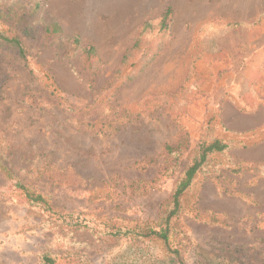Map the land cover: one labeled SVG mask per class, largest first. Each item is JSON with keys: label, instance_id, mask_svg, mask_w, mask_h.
Returning a JSON list of instances; mask_svg holds the SVG:
<instances>
[{"label": "rangeland", "instance_id": "obj_1", "mask_svg": "<svg viewBox=\"0 0 264 264\" xmlns=\"http://www.w3.org/2000/svg\"><path fill=\"white\" fill-rule=\"evenodd\" d=\"M20 1L0 23L25 49L0 42V156L50 208L0 170V264H264V0ZM214 138L230 146L181 194L168 243L115 234L158 225Z\"/></svg>", "mask_w": 264, "mask_h": 264}, {"label": "trees", "instance_id": "obj_2", "mask_svg": "<svg viewBox=\"0 0 264 264\" xmlns=\"http://www.w3.org/2000/svg\"><path fill=\"white\" fill-rule=\"evenodd\" d=\"M24 2L20 0H0V23L3 21L8 23H13L20 20L23 17L25 10L23 9ZM33 12V9L31 10ZM51 27V29H49ZM166 27V23L163 24V28ZM47 30L51 32H58L60 30L59 24L52 23L46 25ZM0 42L9 44L10 46L17 49L19 56L22 59H25V49L17 35H7L0 27ZM74 42L77 43L78 39L74 38ZM140 39L135 42V47L139 44ZM84 62L92 67L97 60L96 50L93 46H89L83 51ZM154 56V55H153ZM152 57V56H151ZM150 56L143 61L141 68L145 66L148 62ZM125 57H123V60ZM184 139H181L175 145H167L166 150L169 155H171V165L172 168L178 166V159L181 156L179 148L182 145ZM229 143L220 138H214L210 141H203L200 143L196 157L186 165L181 171V175L177 179L174 190L169 198V201L163 211V218L161 222L158 223L159 228L156 226H150L146 223H143L141 228L133 229L127 227L124 230L117 229L115 234L120 236H129L134 235L136 237H156L161 239L164 243H168V230L169 224L173 216H177L180 212V196L181 194L190 186L196 174L200 171L201 167L207 162L208 158L212 153L222 152L225 149L229 148ZM2 154V153H0ZM0 170L7 176V178L15 181V186L24 192L30 204L43 205L46 208H50L48 203V198L41 192H36L33 188H30L26 183L23 182L24 178L17 173V170L12 169L8 165V158L0 156ZM70 216H73V213H69ZM78 216V215H76ZM161 224V225H160ZM178 249H174V252H177ZM42 263L45 264H54V259L43 255ZM179 264H183L179 262Z\"/></svg>", "mask_w": 264, "mask_h": 264}]
</instances>
